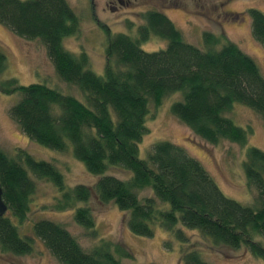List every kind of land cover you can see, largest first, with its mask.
Returning <instances> with one entry per match:
<instances>
[{
	"label": "trees",
	"instance_id": "16d2710c",
	"mask_svg": "<svg viewBox=\"0 0 264 264\" xmlns=\"http://www.w3.org/2000/svg\"><path fill=\"white\" fill-rule=\"evenodd\" d=\"M249 15L253 35L264 46V12L251 8ZM143 17L146 23L139 26L137 38L121 32L108 38L105 73L100 75L88 68L86 54L78 56L63 44L80 23L68 0H0V22L19 36L41 39L59 77L82 91L76 97L44 83L20 84L6 77L7 55L0 48V90L20 94L10 109L12 117L36 142L69 150L97 176L92 184L68 188L53 162L24 150L13 157L0 147V182L9 206L0 217V252L27 254L41 239L62 264H123L121 257L130 256L107 239L86 250L63 223L50 218L30 223L31 233L23 232L36 178H42L60 191L54 209L72 208L75 221L93 237L98 229L90 204L113 202L134 234L151 237L158 226L165 229L166 246L175 247L173 241L180 245L183 264H211L191 245L188 230H198L216 244L244 245L264 260V243L256 239H264V150L247 148L244 174L256 199L243 204L227 196L184 147L160 140L141 158L139 146L148 131L150 103L159 105L164 97L181 93L171 111L197 136L211 144L228 140L247 147L252 127L228 115L239 102L264 121V75L256 60L225 34L206 31L196 45L165 13L148 10ZM153 35L167 39V46L143 49ZM111 167L128 170L129 176L109 173ZM145 188L151 195L141 198L138 191Z\"/></svg>",
	"mask_w": 264,
	"mask_h": 264
},
{
	"label": "rangeland",
	"instance_id": "374dc122",
	"mask_svg": "<svg viewBox=\"0 0 264 264\" xmlns=\"http://www.w3.org/2000/svg\"><path fill=\"white\" fill-rule=\"evenodd\" d=\"M79 16V31L67 36L63 44L76 55L86 54L88 68L104 75L108 38L116 33H126L138 37L139 26L144 25V12L158 10L165 13L182 31L185 39L193 44L202 42V35L209 31L225 34L250 54L264 75V46L256 40L252 32L249 15L251 8L264 12V0H68ZM168 40L159 36L142 43L147 51L165 48ZM196 44V45H198ZM201 44V43H200ZM0 48L7 55L8 71L6 77L17 78L20 84L44 83L66 94L82 96L75 85L63 81L48 55L46 45L41 39H27L19 36L7 25L0 22ZM181 93L170 94L161 104L150 103L147 120L148 131L140 143V157H147L151 146L160 140L172 141L184 147L191 156L198 159L221 190L229 197L243 204L255 202L256 190L249 188L244 174L243 162L247 148L256 146L264 150V121L255 110L242 103H234L229 112L234 121L245 127H252L251 141L247 147L228 140L211 144L201 137L171 111V105ZM20 94H7L0 90V147L10 156L20 150L32 154L40 160H48L58 166L65 175L68 188L77 184H92L97 176L86 168L84 162L75 158L69 150L59 151L45 147L20 127L11 113V107ZM232 115V116H231ZM109 173L118 177L129 176L128 170L111 167ZM141 198L151 195V189L138 191ZM60 191L51 181L36 178V191L32 195L28 224L23 232L31 233L30 223L40 218H50L63 223L90 250L96 242L103 239L120 244L130 256L121 257L123 264H183L180 245L166 246L168 232L157 227L151 237L134 234L128 227L126 215L113 202L97 205L95 209L98 236L93 237L88 230L78 224L73 216L74 210H56L54 206ZM90 232V231H89ZM191 245L203 254L211 264H264V260L250 252L246 246L232 248L210 241L198 230H188ZM256 239L264 243L262 237ZM189 247V246H186ZM0 264H62L45 245L37 239L32 252L15 255L0 252Z\"/></svg>",
	"mask_w": 264,
	"mask_h": 264
},
{
	"label": "water",
	"instance_id": "95a60500",
	"mask_svg": "<svg viewBox=\"0 0 264 264\" xmlns=\"http://www.w3.org/2000/svg\"><path fill=\"white\" fill-rule=\"evenodd\" d=\"M9 210V206L3 198V186L0 182V217L4 216Z\"/></svg>",
	"mask_w": 264,
	"mask_h": 264
},
{
	"label": "flooded vegetation",
	"instance_id": "af4514ba",
	"mask_svg": "<svg viewBox=\"0 0 264 264\" xmlns=\"http://www.w3.org/2000/svg\"><path fill=\"white\" fill-rule=\"evenodd\" d=\"M129 2H130V0H128ZM121 2L123 3V2H125V0H121Z\"/></svg>",
	"mask_w": 264,
	"mask_h": 264
}]
</instances>
